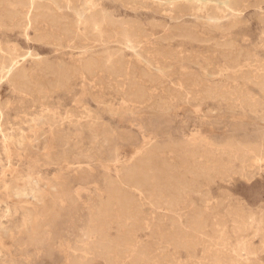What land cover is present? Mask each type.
<instances>
[{"label":"rangeland","instance_id":"rangeland-1","mask_svg":"<svg viewBox=\"0 0 264 264\" xmlns=\"http://www.w3.org/2000/svg\"><path fill=\"white\" fill-rule=\"evenodd\" d=\"M24 3L0 0V264H264V0ZM49 200L82 217L27 247ZM103 205L112 250L83 235Z\"/></svg>","mask_w":264,"mask_h":264},{"label":"bare ground","instance_id":"bare-ground-1","mask_svg":"<svg viewBox=\"0 0 264 264\" xmlns=\"http://www.w3.org/2000/svg\"><path fill=\"white\" fill-rule=\"evenodd\" d=\"M14 1V0H13ZM51 2H54V0H50ZM21 3V2H20ZM38 3V0H27V5L28 7H36ZM26 5V3H24ZM26 5V6H27ZM40 5V4H39ZM11 6V4H10ZM24 6V5H22ZM41 6V5H40ZM50 6V5H49ZM48 6V7H49ZM15 7V6H14ZM25 7V6H24ZM46 8V6H45ZM48 9V8H47ZM49 10V9H48ZM51 10V9H50ZM100 10V9H99ZM9 11V10H8ZM97 11V10H96ZM101 12V11H100ZM98 13V12H97ZM96 13V15H97ZM13 13H11L12 16ZM21 14V13H20ZM29 14V13H28ZM27 16V15H26ZM28 17V16H27ZM9 18V17H8ZM26 18V17H25ZM35 18V17H34ZM22 19V17H21ZM20 19V20H21ZM29 19V18H28ZM10 20V19H9ZM24 20V19H23ZM60 20V19H59ZM102 20V19H101ZM105 20V18L103 19ZM96 21V20H95ZM100 21V20H99ZM55 22V21H54ZM104 22V21H103ZM130 22V21H129ZM121 24V23H120ZM22 25V24H21ZM133 25V24H132ZM27 26V25H26ZM31 28V27H30ZM35 31V30H34ZM133 32V31H132ZM189 33V32H188ZM122 36V35H121ZM182 36V35H181ZM25 37V36H24ZM174 37V36H173ZM30 38V37H29ZM32 38V37H31ZM56 42V41H55ZM131 45V44H130ZM2 49V48H1ZM1 51V50H0ZM4 52V51H2ZM1 52V54H3ZM29 52V51H28ZM138 52V51H137ZM6 53V51L4 52ZM31 53V52H30ZM109 53V52H108ZM27 54V53H26ZM117 54V53H116ZM5 55V54H4ZM8 57V55H5ZM22 55L20 54V57ZM24 56V55H23ZM0 60L2 59L3 56H0ZM17 57V55H16ZM19 57V58H20ZM38 57V56H37ZM6 58V57H5ZM8 59V58H7ZM5 59V60H7ZM4 59H2L3 61ZM8 62V60H7ZM5 62V63H7ZM84 62V61H83ZM19 63V62H18ZM15 64L16 62H8V64L6 66H3L2 69H6V72H11L14 68H15ZM51 64V63H50ZM5 65V64H4ZM85 65V64H84ZM55 66V64H54ZM69 67V66H68ZM1 68V67H0ZM39 68V67H38ZM54 68V67H53ZM1 69V70H2ZM42 69V68H41ZM44 69V68H43ZM0 70V71H1ZM15 70V69H14ZM56 71V70H55ZM66 71V70H65ZM14 72V71H13ZM22 72V71H21ZM49 72V71H48ZM50 73V72H49ZM48 73V74H49ZM54 73V72H53ZM16 74L15 72L13 73V75ZM18 74V73H17ZM16 74V75H17ZM23 74V73H22ZM56 74V73H55ZM60 74V73H59ZM67 74V73H66ZM95 74V73H94ZM6 75V74H5ZM21 75V74H20ZM25 75V74H24ZM127 75V74H126ZM15 76V75H14ZM154 76V75H153ZM188 76V75H187ZM9 77V76H8ZM13 77V76H12ZM16 77V76H15ZM18 77V76H17ZM11 78V77H9ZM63 78V77H62ZM12 79V78H11ZM13 79H15L13 77ZM12 79V80H13ZM17 79V78H16ZM22 80V78H21ZM26 80V79H25ZM57 81V80H56ZM61 81V80H60ZM47 82V81H46ZM28 83V82H27ZM26 83V84H27ZM50 84V83H49ZM55 84V83H54ZM198 84V83H197ZM22 85V84H21ZM20 85V86H21ZM55 86V85H54ZM58 86V85H57ZM19 87V86H18ZM24 87V85L22 86ZM32 87H34L32 85ZM38 88V87H37ZM56 88V87H55ZM59 88V86H58ZM141 88V87H140ZM45 90V89H44ZM42 92V91H41ZM135 93V92H134ZM226 94V93H225ZM132 96V93H131ZM138 98V97H137ZM156 104V103H155ZM160 130V129H159ZM128 135V134H127ZM188 142V141H187ZM257 153L261 152V148H257L254 146L253 148ZM146 153V152H145ZM9 157V155H8ZM66 189L64 187L58 188V187H52L51 191L55 196H58L60 191H65ZM176 190V189H175ZM109 191H113L115 193H118L117 195V203H118V209L122 210L121 207L122 206H127L126 204V197H124L123 194L120 193V191H115L113 190L112 187H109ZM123 208V207H122ZM125 209V208H124ZM97 216L95 218H93L91 220V223L86 226L83 229V235H88L89 232L91 231H97L99 233V242L100 243H104L105 247L107 248V250H112L116 247L119 246V242H113L109 239V235H108V230L111 226V219L113 218V212L111 211V209L108 207V205H103L101 207H99L98 211H97ZM82 217V215H80V209H78V207L76 205L72 206L71 208L64 209L61 206H58L55 202V200H49L43 203L42 208L40 210V214H39V218L37 219V221L35 222V228H34V232L28 236L25 237L24 239V244L27 247H33L35 244H42V243H46L50 246L51 249L54 248V244H53V238L51 237V235L49 233H47V227H52V226H69L70 222L72 223V221H74L77 218ZM44 221L46 228L45 231L41 230V222ZM117 226L120 229L122 227L121 225V219H117L116 220ZM120 241V240H119ZM82 249V248H81ZM78 261L77 260H73V264H77Z\"/></svg>","mask_w":264,"mask_h":264}]
</instances>
